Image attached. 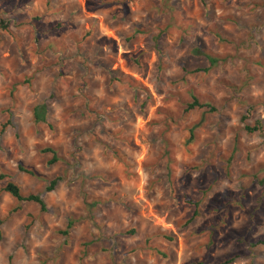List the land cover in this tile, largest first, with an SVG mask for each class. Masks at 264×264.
<instances>
[{
    "label": "rangeland",
    "instance_id": "obj_1",
    "mask_svg": "<svg viewBox=\"0 0 264 264\" xmlns=\"http://www.w3.org/2000/svg\"><path fill=\"white\" fill-rule=\"evenodd\" d=\"M204 2L0 0V264H264V0Z\"/></svg>",
    "mask_w": 264,
    "mask_h": 264
},
{
    "label": "trees",
    "instance_id": "obj_2",
    "mask_svg": "<svg viewBox=\"0 0 264 264\" xmlns=\"http://www.w3.org/2000/svg\"><path fill=\"white\" fill-rule=\"evenodd\" d=\"M199 3L201 5L202 8L206 9L207 5L204 2V0H199ZM207 62H208V67L213 66L216 62L217 59L215 57H209L206 56L205 57ZM191 101L186 105L185 110H191L193 108H206L207 111L212 112L215 109L207 104V103H199L198 100L191 95L190 97ZM45 105L44 104H35L32 106L31 108V118H32V122L33 123H38V122H42L45 123ZM245 130L247 131H253L255 130V127H248V126H244ZM191 129L188 130V134L189 137L188 139L191 138L192 133H191ZM41 153H45L48 152L50 154L49 159L46 161L47 165H51L55 162H57L60 158L56 155L55 151L52 150L51 148H43L40 150ZM18 171L23 172L25 174H28L30 176H34V173L31 170L28 169H24L21 166H17ZM4 177V175H0V179H2ZM58 178H52L50 179L47 184L44 186V191H50L54 188L55 184L57 183ZM1 190L5 193H7L9 196H11L16 202H23V203H34L37 205L38 210L40 212H44L45 211V205L42 201V199L40 198L38 193H28V194H21L19 187L14 184L13 182L7 181L5 182L2 187ZM71 226V221H68L66 223L65 226V230L60 231V234L62 235H66L67 234V229ZM163 238H165L166 240H171V237L169 236H164Z\"/></svg>",
    "mask_w": 264,
    "mask_h": 264
}]
</instances>
